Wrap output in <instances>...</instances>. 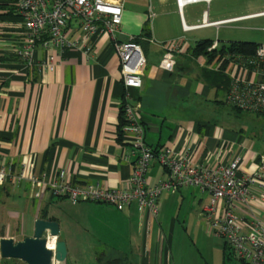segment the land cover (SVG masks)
<instances>
[{
  "label": "crops",
  "instance_id": "obj_1",
  "mask_svg": "<svg viewBox=\"0 0 264 264\" xmlns=\"http://www.w3.org/2000/svg\"><path fill=\"white\" fill-rule=\"evenodd\" d=\"M109 1L124 5L117 39L138 38L146 57L139 89H126L121 59L107 35L90 36L88 54L74 47L61 54L55 52L58 61L54 71L39 67L46 57L40 46L33 64H28L15 53L24 43L17 0H0V162L13 173L24 172L26 176L20 183L10 180L0 186V241L32 237L37 219H51L59 223L58 240L67 245V264H194V254L186 257L177 250L180 240L176 239L174 219L169 218L172 194L162 197L159 215L154 218L137 202L120 211L106 204L72 203L50 191L41 194L29 176L49 180L64 173L75 184L125 186L132 173L127 158L130 148L120 130L127 93L129 100L139 105L146 142L155 150L191 147L192 161L208 165L228 163L241 154L239 174H253L264 160V150L254 139L244 138L201 113L198 105L211 100L227 104L226 93L206 82L205 70L222 69L231 81L248 76L251 81L264 82V74L244 69L245 63L237 59L244 56L225 54L209 61L203 55L195 57L193 50L203 40L217 43L212 50L243 42L218 36L225 26L252 28L253 21L264 18V0H200L182 9L178 0ZM68 34L71 40H78L83 31L73 22ZM175 43L179 49L171 72L162 69L160 61L165 45ZM148 177L155 186L165 181L168 173L154 160ZM184 188L190 186L168 191L177 193ZM207 197L208 203L209 194ZM60 208L75 218L63 220ZM210 235L223 247L222 264H243L230 255L222 237ZM0 264L27 263L2 258L0 253Z\"/></svg>",
  "mask_w": 264,
  "mask_h": 264
},
{
  "label": "built area",
  "instance_id": "obj_2",
  "mask_svg": "<svg viewBox=\"0 0 264 264\" xmlns=\"http://www.w3.org/2000/svg\"><path fill=\"white\" fill-rule=\"evenodd\" d=\"M197 1L200 0H178L177 3L182 9L185 4ZM123 6L121 1L109 0H17L16 8L24 24V43L15 53L28 64H33L37 47H42L46 57L38 65L42 70L51 72L58 61L55 52L61 54L74 47L88 54L91 50L88 38L107 35L121 59L126 89H139L143 86L147 60L136 37L132 36L127 41L117 39L121 31ZM73 22L83 31L81 39L69 38L68 28ZM216 46L217 43L209 50ZM165 49L160 67L172 72L179 45L166 44ZM237 59L245 63L244 69L249 72L256 70L264 74V43L259 44L253 57ZM129 98L127 93L122 105L124 123L121 126V134L130 148L127 158L132 164L127 184L121 188L100 184L80 185L67 180L64 173L49 180L29 176L40 193L50 191L53 196L66 198L72 203L106 204L120 211L137 202L156 218L164 190L194 187L209 194V201L202 211L208 231L222 237L243 264H264V216L261 215L264 209V160L253 174L240 175L244 158L241 154L228 163L219 161L217 165H208L192 161L191 147L181 151L168 147L155 150L146 142V128L139 117V105ZM225 101L229 106L264 114V82L251 81L248 76L237 77L232 81ZM217 155L220 157V150ZM154 160L164 166L168 178L151 186L148 173ZM25 178L24 172L15 174L0 162V186L10 180L20 183Z\"/></svg>",
  "mask_w": 264,
  "mask_h": 264
},
{
  "label": "rangeland",
  "instance_id": "obj_3",
  "mask_svg": "<svg viewBox=\"0 0 264 264\" xmlns=\"http://www.w3.org/2000/svg\"><path fill=\"white\" fill-rule=\"evenodd\" d=\"M253 22L255 24L250 29H231V26L235 25H231L230 27L225 26L221 37L218 36V39L241 40L243 42L263 44L264 18L257 19ZM220 99H223L222 95ZM198 107L201 109V113L208 114L206 116L215 119L223 127L231 129L244 138L254 139L257 145L264 150V115H257L256 113L244 110L238 112L228 104H219L213 102V100L207 103L203 101ZM169 192L168 190H164L162 192L163 194L160 196V200L162 202L167 194H172L170 199L169 218L172 220L174 219L176 225V239L180 240L177 250L186 257L189 256V254H194V256H192L194 264H222V260L224 261V254L222 253L223 247L216 244L217 242L215 240L217 239L215 236L210 235L211 233L208 231L205 219L202 216V205L204 206V204L207 203V194L201 193L194 187L184 188L177 193ZM81 203L94 204L92 202ZM21 213H23V211ZM59 213L65 221L75 218V214L73 215L72 212L64 208H60ZM26 215L27 214L23 215V217H27ZM21 227L22 223H20V228ZM24 228L26 227L24 226ZM219 241L221 242V240ZM229 252H231L230 255L232 256L233 253L230 248ZM234 258L235 257H233V261H235Z\"/></svg>",
  "mask_w": 264,
  "mask_h": 264
},
{
  "label": "water",
  "instance_id": "obj_4",
  "mask_svg": "<svg viewBox=\"0 0 264 264\" xmlns=\"http://www.w3.org/2000/svg\"><path fill=\"white\" fill-rule=\"evenodd\" d=\"M59 223L54 220L37 219L32 237L15 242L11 238L0 241V253L5 259H18L27 264H67L68 249L65 241L58 240ZM51 237H57L56 248H48Z\"/></svg>",
  "mask_w": 264,
  "mask_h": 264
},
{
  "label": "trees",
  "instance_id": "obj_5",
  "mask_svg": "<svg viewBox=\"0 0 264 264\" xmlns=\"http://www.w3.org/2000/svg\"><path fill=\"white\" fill-rule=\"evenodd\" d=\"M136 41L138 42V38H136ZM211 45H212V40L200 41L196 45L195 49L193 50V55L195 57H198L201 55L206 56V57H208L209 61L213 60L218 55L223 57L225 54H232V56L233 55H235V56L239 55V56H244V57H253L256 54V50L259 46V44L255 43V42H231L228 45L222 46V48H220V49L209 51L208 48ZM204 77L206 79V82L210 86L216 88L219 91L225 92L226 94L229 91V88L232 84V81L228 78V76H226L224 74L222 69L219 71L205 70ZM231 107L234 110H237L238 112L243 111L240 108H237L234 106H231ZM256 114L257 115H264L262 113H256ZM120 121H121V126H122L124 123L123 107L121 109ZM120 130H121V128H120ZM112 264H115V262H113Z\"/></svg>",
  "mask_w": 264,
  "mask_h": 264
},
{
  "label": "bare ground",
  "instance_id": "obj_6",
  "mask_svg": "<svg viewBox=\"0 0 264 264\" xmlns=\"http://www.w3.org/2000/svg\"><path fill=\"white\" fill-rule=\"evenodd\" d=\"M48 246L51 248V249H55L56 247V237H51L48 241Z\"/></svg>",
  "mask_w": 264,
  "mask_h": 264
}]
</instances>
